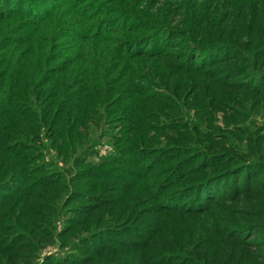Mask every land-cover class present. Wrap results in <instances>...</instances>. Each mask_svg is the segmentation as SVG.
Returning a JSON list of instances; mask_svg holds the SVG:
<instances>
[{
  "label": "trees",
  "instance_id": "obj_1",
  "mask_svg": "<svg viewBox=\"0 0 264 264\" xmlns=\"http://www.w3.org/2000/svg\"><path fill=\"white\" fill-rule=\"evenodd\" d=\"M160 1L0 0V264H264V0Z\"/></svg>",
  "mask_w": 264,
  "mask_h": 264
},
{
  "label": "rangeland",
  "instance_id": "obj_2",
  "mask_svg": "<svg viewBox=\"0 0 264 264\" xmlns=\"http://www.w3.org/2000/svg\"><path fill=\"white\" fill-rule=\"evenodd\" d=\"M146 1V0H144ZM165 1L162 2V0L160 1V3H162V5L164 4ZM159 2L157 5H161ZM166 6V5H165ZM156 7H153V10H156ZM177 20H179V18H177ZM104 140V139H103ZM106 140H104L103 144H102V150L107 152L110 151V145L109 144H105ZM59 228L61 229L62 223L58 222ZM60 241H55L54 243L48 244L46 246H44L43 248H41L40 252L38 253L37 258L34 260L33 264H43L45 262V259L47 256H49L48 254H53V253H58V251H60ZM67 255V254H66ZM65 255V256H66Z\"/></svg>",
  "mask_w": 264,
  "mask_h": 264
}]
</instances>
